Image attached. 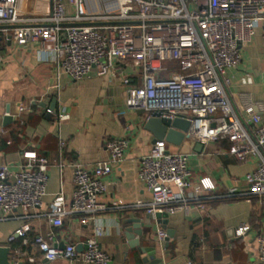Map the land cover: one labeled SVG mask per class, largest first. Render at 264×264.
<instances>
[{"label": "built area", "instance_id": "obj_1", "mask_svg": "<svg viewBox=\"0 0 264 264\" xmlns=\"http://www.w3.org/2000/svg\"><path fill=\"white\" fill-rule=\"evenodd\" d=\"M50 2L49 13L26 17L21 14L20 0H0V34L8 35V40L20 49L37 45L40 53L50 56L58 70L74 81L120 76L129 112L142 113L147 120H186L191 124L189 134L202 146L227 142L236 161L254 162L253 171L246 176L247 192L242 195L256 198L264 215L261 108L251 105L237 110L230 98L228 77L230 70L241 65L245 46L260 28L264 39V0ZM136 75L141 78L139 85L132 81ZM26 112L19 106L15 117ZM66 118L65 112L58 117ZM7 136V130L0 128V150ZM5 143L12 145L10 139ZM128 148V138L112 140L108 144L110 162L91 169L75 167L71 201L67 203L62 192L53 200L50 217L55 228L62 227L69 216H80L86 224L107 210L99 202L109 191L105 180L112 174L114 164L124 160ZM22 160L19 172L12 173L8 164L0 166V214L8 216L20 208L39 209L47 195L48 158L25 150ZM139 178L152 196L151 203L143 206L147 214L188 211L187 189L195 192L191 200H199L201 190L189 180L188 157L170 152L166 141H156L140 160ZM231 195L239 194L232 191ZM197 206L202 208L200 203ZM249 229L239 228L237 237L245 236ZM28 231L26 226L17 230L9 243L19 237L28 244ZM97 234L101 236L103 232L98 230ZM167 237L166 232H159L162 242ZM256 241L257 264H264V235H258ZM33 244L49 263L79 257L76 245L61 244L54 233L36 236ZM84 246L81 258L85 264L111 263L96 238ZM15 264L24 262L17 260Z\"/></svg>", "mask_w": 264, "mask_h": 264}, {"label": "crops", "instance_id": "obj_2", "mask_svg": "<svg viewBox=\"0 0 264 264\" xmlns=\"http://www.w3.org/2000/svg\"><path fill=\"white\" fill-rule=\"evenodd\" d=\"M50 10V0H20L23 16H42ZM0 55V128L7 130L10 136L7 139L12 141L7 146L2 139L0 166L8 164L12 173L19 172L25 150L35 151L50 161L47 195L42 207L20 208L8 216L0 214V247L10 248L12 264L17 260L24 264H44L33 239L51 233L61 244L76 245L79 257L49 264H85L81 258L84 243L94 238L110 257V264L258 263L256 237L264 235V215L256 198L242 195L247 192L246 176L253 171L254 162L236 161L225 141L203 146L199 152L196 150L199 143L190 134L180 147L168 143L170 152L188 157L189 180L200 188L199 200H191L195 192L187 189L188 211L154 218L151 229L142 228L147 220L143 206L151 203L152 196L139 178L140 160L149 154L156 139L145 129L147 117L127 110L126 91L120 76H92L74 81L58 70L50 56L40 53L37 45L20 49L6 34H0ZM228 77L235 108L241 111L255 105L261 108L264 120L261 28L245 46L241 65L230 70ZM132 81L139 85L141 78L136 75ZM53 100H56L57 115L49 113ZM19 106L27 112L16 118ZM64 112L67 118L58 119ZM8 113L15 118L5 125ZM124 138L129 139L125 158L114 164L112 174L105 180L109 191L99 198L107 210L97 213L86 224L80 216H69L62 227L55 228L50 217L53 200L62 192L66 202L71 201L75 167L91 169L96 164L110 162L108 144ZM232 191L239 195L232 197ZM199 203L202 208L197 206ZM129 220H139L143 237L126 240V230L132 227ZM24 226L29 228L28 244L19 237L9 243L10 237ZM243 226H248L249 231L237 237L236 231ZM98 230L103 235L99 236ZM160 231L173 235L162 242Z\"/></svg>", "mask_w": 264, "mask_h": 264}, {"label": "water", "instance_id": "obj_3", "mask_svg": "<svg viewBox=\"0 0 264 264\" xmlns=\"http://www.w3.org/2000/svg\"><path fill=\"white\" fill-rule=\"evenodd\" d=\"M41 107H44V104L40 105ZM51 114L57 115V104L56 100L52 101L50 112ZM13 121V118L11 116H7L4 119L5 125L10 124ZM191 124L186 120L176 119L173 122H170L168 120H162L160 118H150L147 120L145 124V129L152 133L156 139V141H166L169 144L175 145L180 147L183 142L187 139H189V131H190ZM203 149V146L200 144L196 145V150L199 152ZM168 214H156V215H150L147 214V220L143 224L142 228L151 229L152 224L151 221L156 218L160 219L162 217H168ZM129 224L132 225L131 228H128L126 230L125 236L126 240H132L135 236L143 237V231L140 230V226L138 224L140 223L139 220H129ZM172 232L168 233V238L166 241L169 240V238L172 237ZM136 244H139L136 243ZM131 246H134L133 243H130ZM11 251L8 247H0V264H12L10 261ZM159 264V261H157ZM44 264H49L47 260H44Z\"/></svg>", "mask_w": 264, "mask_h": 264}, {"label": "trees", "instance_id": "obj_4", "mask_svg": "<svg viewBox=\"0 0 264 264\" xmlns=\"http://www.w3.org/2000/svg\"><path fill=\"white\" fill-rule=\"evenodd\" d=\"M7 138H10V136H7L6 139H7ZM6 139H4V140H6Z\"/></svg>", "mask_w": 264, "mask_h": 264}]
</instances>
